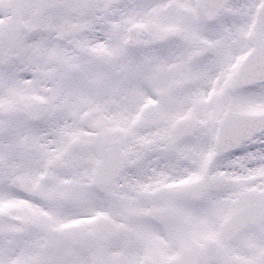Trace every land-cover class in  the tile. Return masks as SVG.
I'll use <instances>...</instances> for the list:
<instances>
[{
    "label": "snow or ice",
    "instance_id": "snow-or-ice-1",
    "mask_svg": "<svg viewBox=\"0 0 264 264\" xmlns=\"http://www.w3.org/2000/svg\"><path fill=\"white\" fill-rule=\"evenodd\" d=\"M0 264H264V0H0Z\"/></svg>",
    "mask_w": 264,
    "mask_h": 264
}]
</instances>
